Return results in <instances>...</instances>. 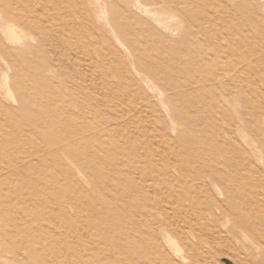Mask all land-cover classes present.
<instances>
[{
    "label": "rangeland",
    "instance_id": "obj_1",
    "mask_svg": "<svg viewBox=\"0 0 264 264\" xmlns=\"http://www.w3.org/2000/svg\"><path fill=\"white\" fill-rule=\"evenodd\" d=\"M223 259L264 264V0H0V264Z\"/></svg>",
    "mask_w": 264,
    "mask_h": 264
},
{
    "label": "water",
    "instance_id": "obj_2",
    "mask_svg": "<svg viewBox=\"0 0 264 264\" xmlns=\"http://www.w3.org/2000/svg\"><path fill=\"white\" fill-rule=\"evenodd\" d=\"M223 264H234V262L224 259Z\"/></svg>",
    "mask_w": 264,
    "mask_h": 264
},
{
    "label": "bare ground",
    "instance_id": "obj_3",
    "mask_svg": "<svg viewBox=\"0 0 264 264\" xmlns=\"http://www.w3.org/2000/svg\"><path fill=\"white\" fill-rule=\"evenodd\" d=\"M233 40V39H232ZM235 54V53H234ZM213 61V60H212ZM223 261H224V259L223 260H221V264H223Z\"/></svg>",
    "mask_w": 264,
    "mask_h": 264
}]
</instances>
